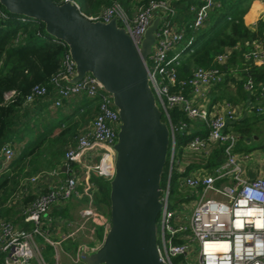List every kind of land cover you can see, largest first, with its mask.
I'll list each match as a JSON object with an SVG mask.
<instances>
[{"label": "built area", "instance_id": "1", "mask_svg": "<svg viewBox=\"0 0 264 264\" xmlns=\"http://www.w3.org/2000/svg\"><path fill=\"white\" fill-rule=\"evenodd\" d=\"M68 1L78 7L74 1ZM173 1L148 0L128 14L122 4L114 0L97 14L87 16L105 22L116 17L137 45L141 44L153 19L166 16L155 32V44L147 58L149 84L170 129L167 182L161 188L163 206L157 222L158 252L165 264H264V155L255 156L253 151L240 149L242 137L234 124L241 119V112L231 102L225 99L214 101L211 95L213 89L225 80L226 72L222 67L233 50L241 46L226 47L215 56L214 66L194 67L188 77L179 79L178 48L184 42L186 29L202 27L218 0H202L201 4L192 5V15L183 24L174 19ZM1 16H5V12L0 7ZM243 45L242 68L230 67L229 71L234 81H243L248 97L264 99V83L256 87L251 77L243 78L239 72L248 70L250 65L264 66V33ZM63 65V70L51 78L52 105L59 107L64 100L85 96L96 101L98 112L89 130L77 138L75 146L66 149L59 164L29 177L27 183L33 195L30 202L24 204L27 192L12 198L10 205L23 204L21 223L0 217V264H47L40 251L44 244H40L38 238L55 249L57 260V244L72 234L65 235L61 231L60 227L68 223V219L55 212L74 199L89 198V204L83 205L80 216L102 227L103 237L110 224L92 205L94 184L90 177L95 175L106 180L113 177V145L120 123L118 111L111 95L91 74L87 73L76 83L65 81L66 76L75 74L69 54ZM47 93L45 86L35 85L24 104L45 97ZM174 107L182 110L189 121L173 124L169 110ZM246 107L247 112H251L253 103ZM255 110L261 113L264 108L258 106ZM179 133H194L183 146V152L195 154L202 160L189 172L176 160V135ZM216 149L221 150L222 161L212 168L204 167ZM14 155V149L8 144L0 148V171L8 169ZM175 172L178 186L184 193L178 209H173L169 202L171 177ZM249 172L253 174L252 178ZM94 250L80 244L77 260L81 261V251L89 253Z\"/></svg>", "mask_w": 264, "mask_h": 264}, {"label": "trees", "instance_id": "2", "mask_svg": "<svg viewBox=\"0 0 264 264\" xmlns=\"http://www.w3.org/2000/svg\"><path fill=\"white\" fill-rule=\"evenodd\" d=\"M62 3L65 0H53ZM86 16L97 14L103 7L113 3L114 0H72ZM126 9L128 14L132 12L133 4H145L148 0H118ZM253 0H218V5L208 13L205 24L198 29H186L184 42L179 46V65H177V76L179 79L190 75L191 69L198 66L211 67L215 65L214 58L223 52L226 47L240 45L241 48L234 49L225 66V80L217 85L211 95L214 101L227 100L232 104L239 101H251L253 109L251 114L243 116L235 122L234 128L239 132L242 139H249L251 126L264 120V110L256 112L258 106L264 107L260 96L248 97L243 89L242 80L234 81L229 71L230 67L242 68L243 43L260 38L264 33V19H259L256 29L249 28L244 21ZM202 0H174L173 6L176 10L175 20L183 24L190 19L192 5H199ZM258 3L253 4L252 12L258 8ZM5 16L0 17V148L4 145L16 147L15 155L9 164V170L0 171V195L6 190L9 183L17 184L19 180L34 174L40 170H47L60 163L64 155V147H73L77 138L89 130L91 121L98 112L94 99L85 96L75 97L77 105L73 107L71 114H64L57 110L56 116L51 117L47 123H42L38 128L35 123L37 114L44 109L48 102H52L53 84L51 78L63 70V61L69 54L68 48L63 42L55 40L46 33L44 24L23 15L12 14L2 5ZM243 78L251 77L256 85L264 83V66L250 65L248 70L239 71ZM230 81L236 85V96L224 95L225 88ZM64 82V80H63ZM35 85L45 86L48 93L45 97L37 98L25 105L26 96L31 93ZM217 91V93H216ZM219 91V92H218ZM12 93L9 97L7 95ZM258 95V94H257ZM50 98V101H46ZM249 99V100H248ZM46 101V102H44ZM64 103L66 100L63 101ZM77 116V118H76ZM169 117L173 124L179 121L188 122L184 112L177 107L169 110ZM162 119L168 120L162 112ZM34 127L37 131H34ZM37 127V128H36ZM34 133V134H33ZM192 134L179 133L176 135L177 149L183 146L192 137ZM28 137V138H27ZM259 138L252 135V138ZM25 138H27L25 140ZM24 141V143H23ZM23 143V144H21ZM242 149V148H240ZM169 151V149H168ZM222 161L221 150L216 149L204 164L206 168H212ZM169 160L167 157L160 185L164 188L167 182ZM198 167L192 165L186 167V172ZM173 173L171 181L177 177ZM90 181L94 184L92 191V204L106 209L109 215V180L92 175ZM33 195L26 196L24 203H28ZM89 198H84L87 201ZM6 212V209H0ZM68 205L55 213L68 216ZM157 218V222H158ZM96 234L103 239V228L98 226ZM44 247V246H43ZM52 252L50 245H45ZM0 257V263H1Z\"/></svg>", "mask_w": 264, "mask_h": 264}, {"label": "water", "instance_id": "3", "mask_svg": "<svg viewBox=\"0 0 264 264\" xmlns=\"http://www.w3.org/2000/svg\"><path fill=\"white\" fill-rule=\"evenodd\" d=\"M0 5L42 22L46 33L67 46L74 62L75 74L65 81L76 83L91 74L118 111L114 174L109 180L110 224L96 250L80 252L81 262L165 264L157 248V218L163 206L160 181L170 129L149 84L147 58L166 16H156L137 45L116 17L92 20L68 0H0Z\"/></svg>", "mask_w": 264, "mask_h": 264}, {"label": "rangeland", "instance_id": "4", "mask_svg": "<svg viewBox=\"0 0 264 264\" xmlns=\"http://www.w3.org/2000/svg\"><path fill=\"white\" fill-rule=\"evenodd\" d=\"M137 5H138L137 3L133 4L132 10ZM262 14L263 12L261 13V15ZM224 95L236 96V85L235 84L230 85L228 83L227 88H225ZM48 100L50 101V98H48L46 101ZM258 101H262V103H264V99H259ZM77 102L78 100H76L75 97L69 100H66V102L65 103L63 102V104L59 107L53 106L51 101L48 102V105L44 109H42L39 113H36L37 114V117L35 120L36 122H32V125L34 124L35 126V123H36L39 128L42 123H47L51 119V117H55L56 112L59 109L62 110L64 114H71L70 112H72L73 107L77 105ZM234 105H236L237 108L240 110L241 108H243V105H245V101H239V103H236ZM250 114L251 112H247L245 116L250 115ZM34 131H37L35 127H34ZM250 131H251L249 134L250 142L242 139L239 142V147L245 151H253L255 156H261V154L264 155V120H260L254 123L251 126ZM252 135L254 136L258 135L259 138L255 137L253 139ZM27 138H25V140ZM19 146L20 144H16V147H12V146L11 147L14 150L15 149L17 150ZM65 149L67 148L64 147L63 150L65 151ZM176 160L178 161V165L180 164L181 167L183 166L187 167L190 164L197 165L199 164V162L202 161L199 156H196L195 154H192L189 152H183V149L178 151V158ZM7 171L9 172V175H11V169H9V167ZM31 175H26L22 177L17 184H12L10 183V181H8L9 183L6 185L7 186L6 190L0 195V209L7 208L6 212L1 211L2 213L1 216L4 218H7V220L12 221L13 223H17V224L21 223L20 214H21V207L23 206V204L16 203V204L10 205V202L12 198L14 197V195L21 193V192H27L28 196L32 195L31 188L28 186V183H27V180L29 179ZM183 200H184V193L183 191H181V189L178 186L177 178L174 177L171 181V192L169 196L170 206L173 209H178L180 207L179 204ZM85 204L86 205L89 204V200L85 201L84 198L77 199V200L74 199L67 204L68 205V211H67L68 216H66V218L68 219V223L64 224L63 227H60V229L65 235L70 233L72 234V236L69 238H65L64 240L60 241L59 244H57L56 246L57 260L55 259V254H54L55 249L52 248L53 249L52 252L48 251L45 248L46 244L44 243V241L41 238L37 239L40 244L42 242L44 244V247L42 246L40 251L44 257L45 262H47V264H83L81 261L77 260L78 246L80 244L82 245L84 244L88 247H92L95 250L100 246L102 240L98 238L99 236L96 234V231L94 230V228L96 229L99 225L91 221L90 219L85 220L84 218L80 216V210ZM92 205L97 210V212L103 217V219H106L108 221L107 223L109 224L110 220H109V215L107 213V210L101 209L100 207L94 204ZM57 226L59 227V224H57Z\"/></svg>", "mask_w": 264, "mask_h": 264}, {"label": "crops", "instance_id": "5", "mask_svg": "<svg viewBox=\"0 0 264 264\" xmlns=\"http://www.w3.org/2000/svg\"><path fill=\"white\" fill-rule=\"evenodd\" d=\"M255 3H258L259 6H258V8H256V10L254 12H252L253 4H255ZM259 3H261L262 5ZM262 12H263V14L261 15ZM259 19H264V0H253L248 11H247V13L244 16V21H245V24L249 28L256 29ZM251 103L249 101H245V105H243V108H241L240 110L238 109L240 112H242L241 118L243 116H245L247 113V107H246L247 104L251 105ZM248 142H250V141L248 140ZM102 235H103V232H102Z\"/></svg>", "mask_w": 264, "mask_h": 264}]
</instances>
